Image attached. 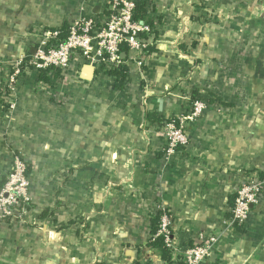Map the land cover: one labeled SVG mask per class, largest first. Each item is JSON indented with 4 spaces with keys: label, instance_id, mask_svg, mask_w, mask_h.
Wrapping results in <instances>:
<instances>
[{
    "label": "crops",
    "instance_id": "crops-1",
    "mask_svg": "<svg viewBox=\"0 0 264 264\" xmlns=\"http://www.w3.org/2000/svg\"><path fill=\"white\" fill-rule=\"evenodd\" d=\"M141 2L159 14L158 34L146 62L125 57L124 90L107 72L76 63L62 83L53 74L41 82L34 71L17 82L15 108L0 124V189L14 149L31 166L32 208L23 222L0 224V264H165L149 246L159 213L170 219L177 264L181 248L220 235L246 178L264 182V0ZM105 4L0 0V62L26 60L37 33L100 17ZM234 52L244 61L226 67ZM202 90L225 104L206 107L185 130L188 146L165 160L166 123L180 126L190 93ZM147 113L166 122L149 124ZM46 211L52 222L43 221ZM78 220L84 233L77 225L56 232ZM215 251L206 264H264V187L246 227Z\"/></svg>",
    "mask_w": 264,
    "mask_h": 264
},
{
    "label": "built area",
    "instance_id": "built-area-1",
    "mask_svg": "<svg viewBox=\"0 0 264 264\" xmlns=\"http://www.w3.org/2000/svg\"><path fill=\"white\" fill-rule=\"evenodd\" d=\"M105 3L100 17L79 18L73 21L64 41H61L59 31L42 30L37 33L35 54L18 64L30 65L25 75L29 71H34L40 76L42 71L50 69L49 75H60L57 81L62 83L74 63L93 66L99 74L123 68L127 56L131 61L141 65L146 58L147 49L154 45L157 33L156 27L149 23H159V14L154 11L152 3H147L143 4L146 18L138 19L136 10L142 4L141 0H105ZM14 75H20L18 68ZM22 78H17V82ZM12 82L15 80L12 79ZM36 90L44 93L46 85H39ZM13 108L15 102L11 100L3 112H10ZM204 108L205 104L199 102L194 111L187 114L184 119L190 121L194 117H199ZM166 129V154L170 156L186 147L188 138L183 126L170 123ZM13 163L8 179L0 190V224L17 216L21 217L25 211L23 206L31 202L30 182L26 174L28 166L19 157H16ZM263 187L264 182L258 175L246 178L236 191L232 218L224 222L220 235L199 236L194 242L179 250L180 261L184 264H206L215 254L216 245L221 238L232 237L236 233L237 225L242 229L246 227L251 207L258 204L262 198ZM170 226V219L164 215L158 236H164L167 248L176 253L178 248L172 238Z\"/></svg>",
    "mask_w": 264,
    "mask_h": 264
},
{
    "label": "rangeland",
    "instance_id": "rangeland-1",
    "mask_svg": "<svg viewBox=\"0 0 264 264\" xmlns=\"http://www.w3.org/2000/svg\"><path fill=\"white\" fill-rule=\"evenodd\" d=\"M156 12V11H155ZM163 25V24H162ZM158 33H156V35H157ZM153 44H155V42L153 43ZM153 46V45H152ZM152 46H150V47H152ZM185 51H187V50H185V48L183 49V50H179L178 48L177 49H175V51L173 52L174 54H176V57L177 58H181V57H183L184 55H185ZM235 54H228L227 55V58H226V64H225V66L226 67H230V66H235L236 65V62H240V61H244V59H245V54H242V52H234ZM145 55H146V58H145V60H143V62H146L148 59H147V57L150 55V53H148L147 51H146V53H145ZM28 57H30V56H28ZM238 60H240V61H238ZM19 62H21V61H19ZM19 62H17V63H12V62H10V61H2V62H0V90H2L3 92H4V94H3V96L2 97H0V124H2L3 125V122L4 121H6V120H9L8 118H9V116H10V114H11V112L14 110V108L13 109H10V112L9 111H5V112H3L4 111V109L6 110V106H7V104L13 99V98H11L12 96H13V93H15V91H16V88H17V78H21V77H24L25 76V72H26V70L24 71V73H22V70H21V68H22V66L23 65H25L24 63H22L20 66L18 65L19 64ZM142 62V63H143ZM26 66L28 67V66H30L29 64H26ZM27 67L25 68V69H27ZM17 68L20 70V75L19 76H17V75H14V73H15V70H17ZM30 70L32 69V68H29ZM234 72H235V69L233 70ZM225 73L227 74V76H229L228 74H229V68H228V70H225ZM12 79H14L15 80V82L13 83L12 82ZM12 82V83H11ZM13 85H14V87H13ZM10 87H11V89H10ZM54 90H56V88L54 89ZM7 93H8V95H7ZM10 93V94H9ZM209 100H211V101H209ZM214 101H216V103L218 102V103H220V102H223V104H225L224 102V100H223V98H221V97H219V96H217V95H213L212 93H210L209 91H207V90H202V92L200 93V95H198V92H191L190 93V97H189V105L187 106V113H183L180 117H179V120L181 121L180 122V126L182 127H184V131L186 130V128H187V126H188V124H196L197 122H198V119H199V117L201 116V114L203 113V111L206 109V107H208V106H210V105H214ZM199 102H202V103H204L205 104V108L203 109V111H202V113L200 114V116L199 117H194L192 120H190V121H186L185 119H184V117L187 115V114H190V113H192L193 111H194V109H195V106H196V104H198ZM182 120H183V123H182ZM6 123V122H5ZM168 124H170L169 122L166 124V126L168 125ZM1 126V125H0ZM166 126H165V130H164V132L162 131V134L164 135V139L166 140V142H167V129H166ZM179 126V127H180ZM5 133V131L2 129L1 130V132H0V140H1V136L3 135ZM185 135H186V137H187V134H186V131H185ZM188 138V137H187ZM188 144H189V140H188ZM188 144H187V146H188ZM167 146V145H166ZM186 146V147H187ZM180 150H178L175 154H173V155H170V156H168L167 154H166V147H165V149L163 150V153L165 154L164 156V159L165 160H171V159H169V157H173L174 155H177V153L179 152ZM12 152V155H13V161H14V159L16 158V157H19V158H21V160H23L26 164H27V166H29V164L24 160V158L19 154V153H17V151H15L14 149L11 151ZM13 161H12V165H11V170H12V168H13V165H14V163H13ZM31 167V166H30ZM11 170H10V172H11ZM10 172H9V174H10ZM9 174L7 175V178L6 179H8V176H9ZM66 176H68V174L66 173ZM56 177V176H55ZM61 177H63V176H61L60 174L56 177V180L57 181H59L58 183L59 184H61V185H63V187H64V184L66 183V184H68V182H66V180H62V178ZM29 178V182L31 181V175L28 177ZM57 178H59V179H57ZM61 178V179H60ZM64 178V177H63ZM4 186V185H3ZM3 188V187H2ZM1 188V189H2ZM30 188H32V182H30ZM0 189V190H1ZM30 191L32 192V189H30ZM31 202H32V195H31ZM59 203V202H58ZM58 203H56L55 204V208H58L57 207V205H58ZM60 204V203H59ZM53 210V209H52ZM52 216V213L50 214V216L48 217V218H46V219H44L43 221H47V219H48V221H50V222H52V220H53V218L51 217ZM15 221V220H18L17 222L19 223L20 221L21 222H23L25 219H24V213H22V216L21 217H19V216H17L16 218H13V219H11V220H6L5 221V227H9L7 224H9L11 221ZM73 223V224H72ZM1 225H3V224H1ZM76 225L77 226H79V228H81V230H82V228H83V233H84V231L86 230L85 228H84V224H82L81 223V221L80 220H78L77 222H75V221H72L71 222V224L69 223V226H67V227H65V228H59V230H57L56 229V232H58V233H63L64 231H70L71 230V228H73L72 230H74V228H76ZM4 226V225H3ZM82 233V234H83ZM83 236H84V234H83Z\"/></svg>",
    "mask_w": 264,
    "mask_h": 264
},
{
    "label": "trees",
    "instance_id": "trees-1",
    "mask_svg": "<svg viewBox=\"0 0 264 264\" xmlns=\"http://www.w3.org/2000/svg\"><path fill=\"white\" fill-rule=\"evenodd\" d=\"M136 17L138 19H145L146 18L145 12H144V6L142 4L137 7ZM149 24L153 27H156V25H158V23H153V22H150ZM68 29H69V27L67 28V26H65L64 28H62L59 31V32H61V35H60L61 41H64L67 38L68 32H69ZM148 49H147V51H148ZM124 50L126 51L125 48H124ZM150 52H153V51L151 50ZM26 67L27 66L25 63V65H23L21 68L22 73H24V71L26 70L25 69ZM50 73H51L50 69L42 71L40 74V81L44 82V83H48L50 81V77H49ZM107 75L114 79V83H115L114 88L116 90L122 91L125 89L127 78L129 75V69L127 67H123L121 69L110 70L107 72ZM55 77L57 78L58 74H56L54 76V78ZM3 94H4V92L2 90H0V97H2ZM7 95H8V93H7ZM146 122L149 124H159V123H164L166 121H165V119L158 117L157 114L147 113ZM171 123H175L176 126H179V123L177 121H174ZM30 169H31V167L28 166L27 173H26L28 177L30 176V172H31ZM6 181H7V179H5L3 181L2 186L6 183ZM233 199H235V198H233ZM232 206H233V202H232ZM23 207H24V210H30L32 208V203L31 202L26 203L25 206H23ZM50 214H51L50 211H46L43 214L42 218L46 219L50 216ZM162 215H163L162 213H159V215H157V217L152 219V232H151L152 238H151V241L149 242V246L151 248L157 250L160 253V256H161V258L165 264H176L173 261L172 252L166 246L164 236H162V235L158 236V233L160 231L161 221H162ZM236 228L242 232L241 226L237 225ZM177 264H184V263L179 261Z\"/></svg>",
    "mask_w": 264,
    "mask_h": 264
},
{
    "label": "water",
    "instance_id": "water-1",
    "mask_svg": "<svg viewBox=\"0 0 264 264\" xmlns=\"http://www.w3.org/2000/svg\"><path fill=\"white\" fill-rule=\"evenodd\" d=\"M89 69H90L91 72H94L92 67H89L88 70H89Z\"/></svg>",
    "mask_w": 264,
    "mask_h": 264
}]
</instances>
